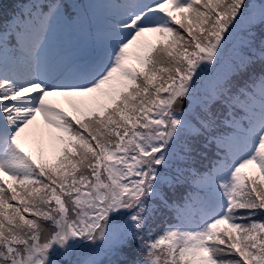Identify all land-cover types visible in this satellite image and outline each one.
I'll return each mask as SVG.
<instances>
[{
  "label": "snow or ice",
  "instance_id": "1",
  "mask_svg": "<svg viewBox=\"0 0 264 264\" xmlns=\"http://www.w3.org/2000/svg\"><path fill=\"white\" fill-rule=\"evenodd\" d=\"M0 264H264V0L0 3Z\"/></svg>",
  "mask_w": 264,
  "mask_h": 264
},
{
  "label": "rangeland",
  "instance_id": "2",
  "mask_svg": "<svg viewBox=\"0 0 264 264\" xmlns=\"http://www.w3.org/2000/svg\"><path fill=\"white\" fill-rule=\"evenodd\" d=\"M146 39L148 41L152 42V43H155L157 41L158 37L155 36V35H152V34H147ZM50 99H52L53 102H58L60 108L66 110V112L71 113V107H70L67 99L60 98V97H50ZM46 127L47 126L44 123L43 117L38 115V117H37V123L35 125L31 126L28 130H26V134L31 135L38 128L39 129H46ZM41 147L44 148V154H45V156L47 155V153H50L51 152L50 148L48 147L47 140L45 141V143L43 145H41L39 142L34 143L31 146L30 150L33 152V154L36 155V152L38 153V151H39V149ZM246 170H248L250 173H252L254 171V166H250Z\"/></svg>",
  "mask_w": 264,
  "mask_h": 264
},
{
  "label": "trees",
  "instance_id": "3",
  "mask_svg": "<svg viewBox=\"0 0 264 264\" xmlns=\"http://www.w3.org/2000/svg\"><path fill=\"white\" fill-rule=\"evenodd\" d=\"M18 0H0V3H8V4H14L17 3ZM178 27V26H177ZM52 158V154H49L46 159H51ZM15 203V202H14Z\"/></svg>",
  "mask_w": 264,
  "mask_h": 264
}]
</instances>
